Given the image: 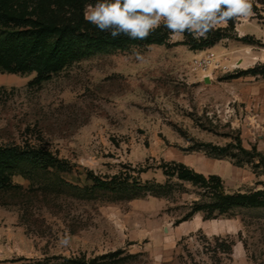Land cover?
Listing matches in <instances>:
<instances>
[{
    "label": "rangeland",
    "instance_id": "374dc122",
    "mask_svg": "<svg viewBox=\"0 0 264 264\" xmlns=\"http://www.w3.org/2000/svg\"><path fill=\"white\" fill-rule=\"evenodd\" d=\"M252 2L254 14L212 47L167 39L94 51L36 86L35 74L0 70V144L47 148L69 164L60 176L77 188L92 184L87 172L123 174L143 195L86 197L50 174L16 175L21 194L0 204V264L117 250L141 254L142 264H264V3ZM250 69L257 74H243ZM174 162L217 177L227 194L259 192L257 203L182 221L216 199L167 176ZM215 238L234 243L231 255L214 258Z\"/></svg>",
    "mask_w": 264,
    "mask_h": 264
},
{
    "label": "trees",
    "instance_id": "16d2710c",
    "mask_svg": "<svg viewBox=\"0 0 264 264\" xmlns=\"http://www.w3.org/2000/svg\"><path fill=\"white\" fill-rule=\"evenodd\" d=\"M17 6L8 8L6 0H0V70L8 74H35L30 86L41 85L53 75L63 71L69 64L94 52L109 48L125 50L132 45H162L167 39V31L158 29L146 40L130 39L120 36L111 39L110 35L101 32L96 26L84 19L87 5L97 0H15ZM264 3V0H259ZM235 28V21L226 28L209 34L208 39L199 42L188 37V45L204 49L216 45L226 38ZM243 74H257L255 69ZM224 150V149H222ZM243 150V149H242ZM245 151V150H243ZM260 155V154H257ZM70 171L67 162L59 159L47 148L25 142L24 144H0V204L10 194H21L22 187L13 182L16 175L33 179L37 175L50 174L54 182L69 189L83 190L86 197L105 195L117 200L131 201L142 198L141 184L134 176L114 175L111 178H99L87 172L86 179L91 181L87 188H77L65 181L61 173ZM164 173L182 181H189L209 189L216 201L212 204H198L193 213L205 212V219L231 215L232 210L246 204L257 203V192L252 199L240 194H227L220 180L215 176L205 177L181 163H171ZM214 258L218 253L231 255L233 242L215 238ZM141 254H126L117 250L99 257L87 259L84 256H59L44 261L23 262L22 264H142ZM24 261L18 259L14 262Z\"/></svg>",
    "mask_w": 264,
    "mask_h": 264
},
{
    "label": "clouds",
    "instance_id": "9594fccd",
    "mask_svg": "<svg viewBox=\"0 0 264 264\" xmlns=\"http://www.w3.org/2000/svg\"><path fill=\"white\" fill-rule=\"evenodd\" d=\"M252 0H97L84 11V19L111 39L127 36L146 40L165 29L168 41L208 39L210 33L230 22L253 15ZM133 46V54L142 59ZM67 243V241H63Z\"/></svg>",
    "mask_w": 264,
    "mask_h": 264
}]
</instances>
